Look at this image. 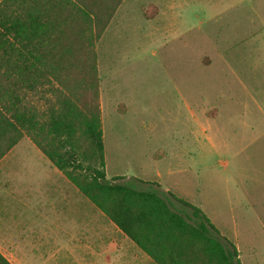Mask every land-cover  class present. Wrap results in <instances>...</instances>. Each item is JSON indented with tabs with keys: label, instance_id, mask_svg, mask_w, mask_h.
Listing matches in <instances>:
<instances>
[{
	"label": "rangeland",
	"instance_id": "obj_1",
	"mask_svg": "<svg viewBox=\"0 0 264 264\" xmlns=\"http://www.w3.org/2000/svg\"><path fill=\"white\" fill-rule=\"evenodd\" d=\"M95 52L106 179L186 201L264 264V0H123ZM84 218L21 264H63L65 245L71 264L144 258L90 204Z\"/></svg>",
	"mask_w": 264,
	"mask_h": 264
},
{
	"label": "trees",
	"instance_id": "obj_2",
	"mask_svg": "<svg viewBox=\"0 0 264 264\" xmlns=\"http://www.w3.org/2000/svg\"><path fill=\"white\" fill-rule=\"evenodd\" d=\"M122 2L0 0V136L28 138L153 264H241L199 208L106 179L95 46Z\"/></svg>",
	"mask_w": 264,
	"mask_h": 264
},
{
	"label": "crops",
	"instance_id": "obj_3",
	"mask_svg": "<svg viewBox=\"0 0 264 264\" xmlns=\"http://www.w3.org/2000/svg\"><path fill=\"white\" fill-rule=\"evenodd\" d=\"M99 104L101 114L100 94ZM8 142L9 135L7 133L1 134L0 254L10 264H21V259L18 255L23 253L25 248L30 246L31 249L29 251L31 253L33 251L41 253V247L44 248L46 246L45 243L42 245L39 240L35 241V238L50 237L55 240V237L58 235L57 232L62 230H65V235L68 234L69 237H72L73 219L86 221V218L83 219V214L86 216L88 205L90 204L93 208L95 207L67 181L63 174L42 155L28 138L22 137L10 149H7ZM73 189L82 198L75 205L80 209V214L75 216L72 199ZM83 206L84 211L82 210ZM100 214L102 218H105L101 212ZM63 217H65V221L69 220L68 226L65 223V228L67 229H64L60 224ZM45 222H49V225L45 224ZM40 223H43V225ZM215 228L217 229L216 226ZM27 238L33 239L27 242L25 240ZM55 247L52 250L53 252L56 251ZM35 248L38 249L35 250ZM64 250L65 262L63 264H71L72 249L68 245H65ZM137 250L144 258L141 261H137L135 257L133 261H129L127 264H153L145 254L139 249ZM81 251H84V254L87 255L89 248L84 247ZM66 255H68L67 260ZM84 259H80L82 261H80V264H88L86 261L83 262Z\"/></svg>",
	"mask_w": 264,
	"mask_h": 264
},
{
	"label": "water",
	"instance_id": "obj_4",
	"mask_svg": "<svg viewBox=\"0 0 264 264\" xmlns=\"http://www.w3.org/2000/svg\"><path fill=\"white\" fill-rule=\"evenodd\" d=\"M110 185L112 186V185H113V183H110Z\"/></svg>",
	"mask_w": 264,
	"mask_h": 264
}]
</instances>
